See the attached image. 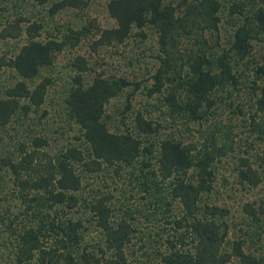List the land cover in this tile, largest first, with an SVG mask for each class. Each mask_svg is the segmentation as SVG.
Wrapping results in <instances>:
<instances>
[{"label":"trees","instance_id":"16d2710c","mask_svg":"<svg viewBox=\"0 0 264 264\" xmlns=\"http://www.w3.org/2000/svg\"><path fill=\"white\" fill-rule=\"evenodd\" d=\"M80 3L81 0H54L49 12ZM223 4L222 0H179L176 4L164 0H108L106 9L115 24L101 28L91 41L95 49L123 41L132 28L144 36L143 28L153 27L157 33L158 64L151 74L153 81L147 93L164 89L170 119L184 123L196 121L200 127V137L196 140L164 136L157 142V174L160 180H169L167 192L181 207L180 216L173 220L175 232L160 254L161 264H264L263 255L243 249L242 239H233L226 245L225 217L229 210L205 197L213 187L215 161L232 148L230 125L217 120L207 122V116L221 103L220 92L230 94L238 89L235 67L249 56L252 40L264 41V4L258 0H238L231 1L227 7V18L233 23L227 44L215 47L211 37L213 32V37L216 36L219 28ZM23 19L17 16L0 27L2 38H16L21 32L26 35V41L7 61L20 78L0 89V126L16 111L27 113L42 103L49 76H42L33 87L25 79L34 77L40 67L51 63L55 51L67 43L73 44L79 36L78 31L71 30L61 39L42 40L37 38L40 22L27 20L23 26ZM73 64L78 71L86 68L84 58L79 55L74 57ZM255 76L261 79L255 83L258 93L254 97L255 108L260 110L264 109L263 65H256ZM74 80L64 100L69 116L81 128L84 146L67 145L53 158L49 156L42 161L36 147L45 140L35 136L33 147L23 150L19 159H6L20 189L32 191L29 199L35 201L36 208V222L21 227L13 262L9 264H25L31 259L36 264H124L126 261L124 246L132 226L123 217L112 219L108 193H101L88 203L100 233L99 241L93 246L83 243L80 219L68 216L53 220L41 211L45 206L58 205L71 209L79 203L76 191L81 185V175L75 165L82 172H95L104 165L131 164L143 148L147 153L153 149L152 143L143 146L137 134L156 132L155 124L141 112H136L133 118L137 133L127 128L111 130L104 119L105 102L128 84L123 76L98 74L84 84L77 73ZM255 114L256 111L249 115V123L253 130L263 133L264 120L256 119ZM236 174L242 184L255 185L260 180L247 157L239 158ZM243 211L254 217L264 216V199L245 202ZM48 229L55 237L45 245L42 238Z\"/></svg>","mask_w":264,"mask_h":264},{"label":"rangeland","instance_id":"374dc122","mask_svg":"<svg viewBox=\"0 0 264 264\" xmlns=\"http://www.w3.org/2000/svg\"><path fill=\"white\" fill-rule=\"evenodd\" d=\"M53 1L0 0V27L20 16L24 18L21 21L23 26L27 20L40 22L37 38L42 40L48 37L61 39L71 30L78 31L79 35L73 44L67 43L55 51L50 64L40 67L34 77L25 79L29 87H33L42 76H49L42 103L31 107L27 113L16 111L7 123L0 126V264L13 262L21 227L36 222L35 201L29 199L33 193L20 189L6 159H19L23 150L33 147L35 136L45 140L36 147L42 161L49 156L53 158L67 145L84 146L81 128L69 116L64 100L68 88L75 83L77 73L84 84L98 74L123 76L128 84L105 102L104 119L111 130L127 128L137 133L133 118L136 112H141L155 124L156 132L137 134L143 140V146L152 143L153 149L147 153L143 148L131 164L104 165L95 172H82L80 166L75 165L81 175V185L76 191L79 203L71 209L58 205L45 206L41 211L48 213V218L53 220H63L68 216L80 219L83 243L93 246L99 241L100 233L93 223L88 203L95 196L108 193L112 219L123 217L132 226L124 246V264H161L160 254L166 250L167 239L175 232L173 220L180 216L181 207L167 192L169 180H160L157 174V142L164 136L183 141L196 140L200 137V127L196 121L184 123L170 119L164 89L147 93L153 81L151 74L158 64L157 33L153 27L145 26L144 36L132 28L123 41L99 45L94 49L91 41L99 30L115 24L106 9L108 0H81L79 6H65L50 13L49 6ZM164 1L176 4L179 0ZM222 1L219 28L216 36L213 37V32L211 37L218 48L226 46L233 28L232 21L227 18L228 4L238 0ZM258 3L264 4L261 0ZM25 41L24 32L16 38L0 37L1 91L20 78L7 61ZM77 55L85 60L86 68L82 71L73 64ZM259 64L264 66V41L254 38L249 56L235 67L239 77L238 89L230 94L220 92L221 103L207 116V122L217 120L230 125L232 148L215 161L213 187L205 197L207 201L229 210L225 217L228 224L226 245L240 238L245 251L264 256V216L254 217L243 211L245 202L257 203L264 199V132L253 130L249 123V115L254 111L256 119L264 120V109L257 110L254 103L258 93L255 83L261 81L255 76V67ZM240 157H247L250 165L258 171L260 180L257 184L239 182L236 173ZM53 237L55 233L48 229L42 241L45 245L52 243ZM25 264H36V261L31 259Z\"/></svg>","mask_w":264,"mask_h":264}]
</instances>
